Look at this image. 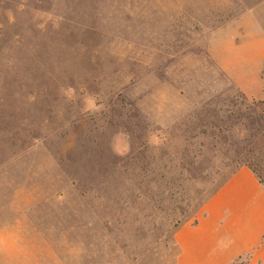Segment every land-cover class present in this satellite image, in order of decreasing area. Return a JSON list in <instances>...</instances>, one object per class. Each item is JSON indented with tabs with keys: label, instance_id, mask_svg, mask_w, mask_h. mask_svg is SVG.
Segmentation results:
<instances>
[{
	"label": "rangeland",
	"instance_id": "obj_1",
	"mask_svg": "<svg viewBox=\"0 0 264 264\" xmlns=\"http://www.w3.org/2000/svg\"><path fill=\"white\" fill-rule=\"evenodd\" d=\"M240 1L0 0V225L32 221L27 264H174L240 162L264 184V100L211 53Z\"/></svg>",
	"mask_w": 264,
	"mask_h": 264
},
{
	"label": "crops",
	"instance_id": "obj_2",
	"mask_svg": "<svg viewBox=\"0 0 264 264\" xmlns=\"http://www.w3.org/2000/svg\"><path fill=\"white\" fill-rule=\"evenodd\" d=\"M236 8L235 16L217 28L226 35L211 43V53L245 96L264 100V0H241ZM35 211L49 212L44 207ZM27 223L32 221L25 217L1 223L0 264L33 261L32 243L21 238ZM43 224L48 238V223ZM173 240L174 264H264V184L249 168L239 167L206 200L193 222L176 228Z\"/></svg>",
	"mask_w": 264,
	"mask_h": 264
},
{
	"label": "trees",
	"instance_id": "obj_3",
	"mask_svg": "<svg viewBox=\"0 0 264 264\" xmlns=\"http://www.w3.org/2000/svg\"><path fill=\"white\" fill-rule=\"evenodd\" d=\"M242 166H245V167H247V168H249L255 175H256V177L259 179V181L261 182V183H263L262 181H261V179L259 178V176L256 174V172H255V170L252 168V166L250 165V164H246L245 162L244 163H241L240 162V165L239 166H237V168L236 169H238L239 167H242ZM236 169L235 170H233L219 185H217L215 188H214V190L211 192V194L208 196V198H210L216 191H217V189L236 171ZM207 198V199H208ZM206 199V200H207ZM206 200L203 202V204L206 202Z\"/></svg>",
	"mask_w": 264,
	"mask_h": 264
}]
</instances>
